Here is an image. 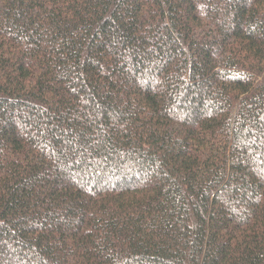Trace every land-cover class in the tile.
Masks as SVG:
<instances>
[{
    "label": "trees",
    "instance_id": "16d2710c",
    "mask_svg": "<svg viewBox=\"0 0 264 264\" xmlns=\"http://www.w3.org/2000/svg\"><path fill=\"white\" fill-rule=\"evenodd\" d=\"M0 264H264V0H0Z\"/></svg>",
    "mask_w": 264,
    "mask_h": 264
}]
</instances>
